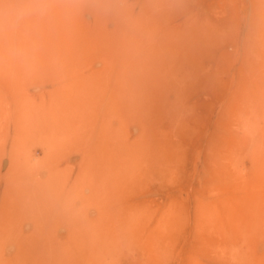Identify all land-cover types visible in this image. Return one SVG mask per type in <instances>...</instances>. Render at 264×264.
Segmentation results:
<instances>
[{
    "label": "rangeland",
    "instance_id": "obj_1",
    "mask_svg": "<svg viewBox=\"0 0 264 264\" xmlns=\"http://www.w3.org/2000/svg\"><path fill=\"white\" fill-rule=\"evenodd\" d=\"M47 2L0 26V264H264V0Z\"/></svg>",
    "mask_w": 264,
    "mask_h": 264
},
{
    "label": "clouds",
    "instance_id": "obj_2",
    "mask_svg": "<svg viewBox=\"0 0 264 264\" xmlns=\"http://www.w3.org/2000/svg\"><path fill=\"white\" fill-rule=\"evenodd\" d=\"M49 10L47 0H19L11 12L0 20V26L7 24L14 27L27 18L43 17L48 14Z\"/></svg>",
    "mask_w": 264,
    "mask_h": 264
}]
</instances>
